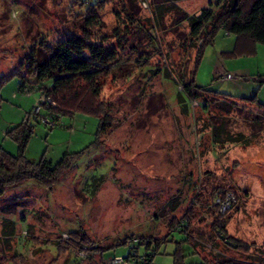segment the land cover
Segmentation results:
<instances>
[{
    "label": "rangeland",
    "instance_id": "obj_1",
    "mask_svg": "<svg viewBox=\"0 0 264 264\" xmlns=\"http://www.w3.org/2000/svg\"><path fill=\"white\" fill-rule=\"evenodd\" d=\"M167 1L113 0L99 13L101 32L113 43L116 28L123 30L129 24L134 32L103 92L114 127L101 136L104 145L95 148L98 117L76 113L72 118L64 116L54 128L48 127L35 115L39 91L20 88L22 77L32 83L36 80L25 66L28 53L41 42L53 45L79 33L86 5L77 0H0V149L16 154L17 143L7 132L28 123L34 125L25 152L29 160L39 162L45 156L55 164L65 154L84 151L51 190L31 180L7 189L0 198V246L8 258L18 255L28 258L29 264H109L114 255L129 256L132 248L120 243L130 236L183 239L172 219L183 217L199 181L204 186L203 202L196 207L190 230L195 251L186 244L185 263L264 264L260 233L264 200H259L264 194V177L259 176L264 175V130L253 138V147L245 152V164L238 171L232 169V160L238 159L242 149H234L226 159L228 153H224L236 144H210L208 128L202 132L208 147L203 146V155L197 158L194 117L179 109L177 83L163 71L168 68L189 79L193 70L195 83L212 92L236 99L256 96L262 106L238 102L244 109L232 115L233 129L249 136L256 131L247 120L253 116L249 111L264 116V45L253 56L225 59L221 51L232 49L234 39L221 33L215 44L206 45L195 67L196 49L186 41L188 23H175L177 16L172 12L161 19L157 14V5ZM178 4L193 15L209 7L210 0H179ZM131 17L138 23L130 25ZM148 56L146 63H139ZM220 60L225 64L221 74L231 73L232 80L219 77ZM102 176L103 182L94 192ZM226 189L239 196L227 216V236L254 243L249 253L229 250L210 232L214 218L205 205L214 192ZM5 217L18 222L10 238L3 235ZM73 233L78 234V242L88 239L86 257L77 254L83 250L81 244L70 245ZM59 244L64 246L60 254ZM175 248L171 241L162 244L153 264H174ZM143 252L141 247L140 254Z\"/></svg>",
    "mask_w": 264,
    "mask_h": 264
},
{
    "label": "trees",
    "instance_id": "obj_2",
    "mask_svg": "<svg viewBox=\"0 0 264 264\" xmlns=\"http://www.w3.org/2000/svg\"><path fill=\"white\" fill-rule=\"evenodd\" d=\"M86 5L87 13L81 16L82 23L79 26V33H74L53 45L41 42L39 48L33 49L27 55L26 65L28 72L35 76L36 80L32 83L30 79L22 77L20 88L22 90L33 89L39 91L40 95H45L55 103V106H48L47 103L39 107L37 120L48 118L54 125L59 124L64 116L74 117L76 113L94 115L100 119V125L97 131L94 147L99 148L104 145L103 136L114 127V116L111 114L109 103L103 100V92L106 80L112 74V68L117 65L122 56V51L127 49L128 38L132 36L133 30L131 26H126L123 30L116 28L112 35L116 41L113 43L110 36L101 32L103 24L100 11L113 0H77ZM167 1V0H166ZM170 1V2H169ZM158 4L159 18L167 13H174L177 17L175 23L180 24L187 22L190 28L187 42L188 47L196 49L195 67H197L202 58L206 45L215 44L219 34L224 33L226 36L233 37V47L230 50L221 51L222 58H239L253 56L258 52V46L264 45V0H210L209 7L201 9L197 14H189L179 7V0H169ZM182 1V0H180ZM167 3V4H166ZM168 3H170L168 5ZM168 5V6H165ZM132 18V24L138 23L137 18ZM138 25V24H137ZM148 56L145 62L138 60L143 64L149 60ZM165 75L173 77L178 86V104L182 113L193 115L197 135H201L200 144H196L199 156L203 155V146L208 147L204 141L205 134L203 128L210 131V144L214 146H224L228 144H241L249 146L254 142L255 135L264 130V116L262 114L249 111L253 116L248 117V122L255 125V133L247 136L242 131H236L232 126V115L240 109L238 102L244 106L262 104L256 99L243 97L236 99L230 95L212 92L202 86L197 85L194 78V71L190 72L189 79L181 74H172L171 69L163 70ZM22 76L21 71L18 74ZM221 77V76H219ZM261 80V79H260ZM2 83V82H1ZM0 83V85H1ZM36 88V89H35ZM197 102V105H193ZM210 106H213L212 110ZM196 108L200 112H196ZM42 111L43 114H42ZM193 111V112H192ZM206 114V116H203ZM202 122V124H201ZM198 124H200L198 127ZM34 125L21 123L8 130L7 135L17 143L18 151L16 154L8 153L6 150L0 149V198L4 196L7 189L17 187L26 181H36L44 185L50 190L58 183V181L69 171L75 161L81 157L84 151L73 154H65L55 164L43 156L39 162H33L26 157V149L34 133ZM49 127V126H48ZM254 138V139H253ZM201 147V149H200ZM238 167V163L234 164ZM103 176L94 190L98 191L99 185L103 182ZM200 185V190H199ZM202 182L194 186V198L185 214L180 219H172L173 227L176 232L184 235L183 239L177 240L174 237L165 239H149L144 237L130 236L120 244H127L128 239L137 238L139 243L130 246L135 253L130 251L129 257L146 255L149 264H153L154 256L159 251L162 244L167 242L176 243V248L172 253L174 264H186L184 248L186 244L195 251V244L192 241V223L196 217V207L203 202ZM234 191L239 199L238 193L233 189L220 190L214 192L212 199L206 206L207 212L214 218L210 225V232L227 245L229 250L249 253L255 246L254 243L240 241L231 236H227L226 225L228 223V215L234 209L225 215H219L210 205L215 196H222L227 191ZM177 206V205H176ZM174 205L173 209H176ZM4 237L10 238L15 235L16 225L10 219H4ZM78 234L73 233L70 245L81 244L83 247L88 239L84 237L82 242H78ZM6 238V239H7ZM151 240V241H147ZM8 241V239H7ZM69 245V246H70ZM128 245V244H127ZM79 246V245H78ZM58 247V246H57ZM64 246L59 244L57 248L59 254ZM141 247L144 248L143 254H140ZM197 253V252H195ZM29 264L28 258L13 255L8 258L0 246V264ZM136 264H143L136 259ZM209 264H233V261L207 262Z\"/></svg>",
    "mask_w": 264,
    "mask_h": 264
},
{
    "label": "built area",
    "instance_id": "obj_3",
    "mask_svg": "<svg viewBox=\"0 0 264 264\" xmlns=\"http://www.w3.org/2000/svg\"><path fill=\"white\" fill-rule=\"evenodd\" d=\"M220 76L224 79V80H229L233 78V75L231 73H227V74H220ZM38 102V106H37V112L39 110V107L44 104L47 103L48 106H55V103L52 102L51 99H48L45 95L41 94L39 101ZM197 102H193V105H197ZM42 122L46 125V126H52L54 125V122H52L50 119L48 118H42ZM194 131H196V127L195 125L193 126ZM200 139H201V135H197L196 140H195V144H200ZM195 156L198 158L199 154L198 152L195 151ZM199 190H200V185H199ZM237 201V195L234 191H227L225 192V194L222 196H215L214 200L212 201V204L210 205L212 208L215 209L216 213L222 216L227 215L232 207L233 204H235ZM66 237V235H65ZM68 238V236H67ZM147 241H151V240H147ZM139 239L137 238H130L127 241L128 246H133L136 243H139ZM83 250L82 251H78L77 254L80 257H86L87 256V251L89 250V248L84 245L83 247H81ZM133 253H135V249L132 250ZM148 256L146 255H141L138 256L136 258V256H131L128 258V256H121V255H114L112 258H110V262L109 264H131L132 262L136 263V259H138L140 262H143V264H149V260L147 258Z\"/></svg>",
    "mask_w": 264,
    "mask_h": 264
},
{
    "label": "crops",
    "instance_id": "obj_4",
    "mask_svg": "<svg viewBox=\"0 0 264 264\" xmlns=\"http://www.w3.org/2000/svg\"><path fill=\"white\" fill-rule=\"evenodd\" d=\"M224 63V61L223 60H220V62L218 63L219 65H218V67L216 68V72L217 73H222L223 72V70H221V69H223L224 68V65L225 64H223ZM245 97V96H244ZM185 144V143H184ZM238 147H240V149H242L241 151H243L242 153L240 152V150H238L239 151V156L241 157H239V156H237L236 158H238V159H234V160H232L233 161V165H232V167H230V168H232V169H234L235 171H238V170H240L241 169V167H243L244 166V164H245V156H244V154H245V152L247 151V149L248 148H251V147H253L252 145H249V146H243V145H241V144H236V145H234L233 147H230L227 151H226V153H224V154H227L226 156V159L227 158H230L229 157V155H230V153H231V151H233L234 149H237ZM222 155V154H221ZM212 156V155H211ZM210 156V157H211ZM248 157H249V155H248ZM225 162V161H224ZM228 162V161H227ZM238 163V167H235L234 166V164L235 163ZM225 164H226V166H228V163H226L225 162ZM253 167V166H252ZM254 169V168H253ZM255 170V169H254ZM258 170V168L256 167V171ZM259 176H263L264 177V175H261V174H259ZM259 200H264V194L263 193H261V196L259 197ZM5 218H7V219H10V220H12L14 223H15V225H16V227H17V223L18 222H16V220H14V219H11V218H8V217H5ZM22 224V223H21ZM23 224L25 225V224H27L26 223V221H23ZM262 225V224H261ZM259 231H261V229H259ZM261 234H263V236H262V239L264 240V227H263V229H262V231L260 232Z\"/></svg>",
    "mask_w": 264,
    "mask_h": 264
}]
</instances>
